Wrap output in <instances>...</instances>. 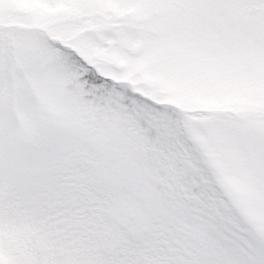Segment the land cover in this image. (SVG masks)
<instances>
[{
  "label": "snow or ice",
  "instance_id": "snow-or-ice-1",
  "mask_svg": "<svg viewBox=\"0 0 264 264\" xmlns=\"http://www.w3.org/2000/svg\"><path fill=\"white\" fill-rule=\"evenodd\" d=\"M0 264H264V0H0Z\"/></svg>",
  "mask_w": 264,
  "mask_h": 264
}]
</instances>
